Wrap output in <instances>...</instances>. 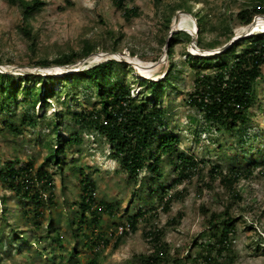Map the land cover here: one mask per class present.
Listing matches in <instances>:
<instances>
[{
  "label": "rangeland",
  "instance_id": "rangeland-1",
  "mask_svg": "<svg viewBox=\"0 0 264 264\" xmlns=\"http://www.w3.org/2000/svg\"><path fill=\"white\" fill-rule=\"evenodd\" d=\"M25 1L33 0H0V66L14 70L10 75L16 81H25L27 75L54 74L61 78L66 74L53 73L57 68L80 65L77 69L80 71L105 62L92 56L63 67L37 65L41 60L52 62L64 54H79L85 43H90L95 48L92 55H108L117 60H120L118 55L127 56L126 63L133 72L126 76V83L133 84L132 96L137 97L143 89L139 85L142 79L159 80L169 70L166 50L170 49L172 36L178 32L190 35L191 41L182 38L175 46L176 70L172 85L159 103L166 116L164 124L157 129L152 148L158 147L163 136L178 137L180 143L172 156L177 157L180 152L193 156L200 162L201 170L165 196L166 199L178 193L180 199L172 204L169 212H164L154 195L156 192H149L167 191V186L175 180L170 155L164 158L166 177L142 188L140 181H130L118 168L107 139L91 129L78 130L83 143L65 150L60 157L63 169L46 164L51 147L56 151L59 146L52 126L55 115L64 112L58 133L66 139L74 131L69 118L96 107L97 102L94 90L86 83L78 88L75 96H67L70 88L67 82L71 85L73 81L56 79L55 96L47 101L50 108L47 111L45 104L36 107L39 119L34 127L22 126V105L12 107L9 113L0 112V168L18 159L22 167L33 162L35 173L47 170L53 178L51 186L37 183L45 200L42 229H36L32 220H20V199L0 187V242L5 244L4 249L0 245V264H88L94 258L98 264H141L140 257L152 252L145 237L152 230L164 234L163 242L167 246L163 255L167 264H208L200 257L201 253L206 256L207 246L214 247L213 256H218L210 264H264V78L256 83V104L251 120L236 134L216 131L215 127L208 130L202 115L187 103V93L192 92L195 81L188 55H195L192 45H196L200 36L199 19L206 21L203 45L217 46L202 50H220L241 37L243 29L249 25H244L238 14L258 0H161L159 4L155 0H124L127 9L137 11L130 20L125 19L124 10L118 9L112 0H39L42 5L25 20L22 9ZM261 16H255L254 20ZM176 23L183 25L175 28ZM26 26L35 45L23 31ZM134 62L151 67L146 70L147 77L138 71ZM24 83L31 86L27 80ZM6 122L21 127L23 134L13 135L5 127ZM255 163L258 167L253 176L242 178L233 189L210 176L217 165L228 173L233 168L245 170ZM84 177L96 183L100 201L110 202L117 209L114 218L102 215L96 235H90L98 241L97 235L102 233L107 244H100L99 248L86 247L89 241L77 227ZM139 192L144 194L142 197L147 203L140 202ZM3 197L10 198L8 204L2 202ZM150 204L159 216H150L148 221L141 219L137 233L114 246L121 236L123 227L120 226L137 211L148 209ZM224 212L235 219L236 232L230 237L229 248L219 256L215 252L221 249V244L208 221L213 213ZM23 236H28V241L25 242ZM57 237L61 238V244L54 241Z\"/></svg>",
  "mask_w": 264,
  "mask_h": 264
},
{
  "label": "trees",
  "instance_id": "trees-1",
  "mask_svg": "<svg viewBox=\"0 0 264 264\" xmlns=\"http://www.w3.org/2000/svg\"><path fill=\"white\" fill-rule=\"evenodd\" d=\"M112 1L118 9L124 10L126 20H130L132 16L137 15L136 9L129 10L125 7L124 0ZM160 2L161 0H155L156 4ZM41 5L42 3L39 0L22 2L25 20L29 19L32 12ZM257 15H264V0H258L251 8L241 11L238 18L244 25H250ZM205 23L206 21L203 18L199 19L200 36L196 41V45L201 49H216V45H203ZM23 31L35 45V39L31 35L30 28L26 26ZM182 38L191 41V36L185 32H178L172 36L168 51L169 70L159 80L142 79L139 85L143 89L137 97L132 96L133 84L126 83V76L133 72L129 64L108 60L92 64L85 69L66 74L61 78L27 75L25 81L31 82V86H26L22 78V80L16 81L12 75L0 73V112L9 113L12 107L22 105L24 107L21 117L22 126L34 127L39 119L36 107L39 104H45L47 111L50 108L47 101L55 96L53 83L56 79L73 81L71 85L67 82L68 87H70L67 96H75L78 88L86 83V86L95 92L96 107L74 113L69 118L74 131L66 139L58 133L63 125L61 117L64 112L61 111L55 115L52 126L55 134L54 138L57 139L59 146L56 151L51 147L46 164H53L59 169H63L60 157L65 154V150L83 143L78 130L91 129L98 131L107 139L111 156L116 160L118 168L126 173L130 181H140L142 188L162 181L166 177V169L163 165L164 158L170 155V163L173 164L172 171L176 176L175 180L167 186V191L164 189L162 192H157V190L149 192V194L156 192L154 195L162 205V211L169 212L172 204L180 197L178 193H174L166 199L165 196L169 195L170 191L178 185L189 181L201 170L200 162L193 156L184 152L178 153L177 157L172 156L174 152H177L175 147L180 143L178 137L163 136L159 139L158 147L152 148L155 143L157 129L164 124L166 113L159 108V103L169 86L172 85L176 70L173 58L174 49L182 41ZM244 42L247 44L243 45ZM241 46H243L242 49L238 51ZM94 51L95 48L90 43H85L79 54H64L52 62L41 60L37 65L42 67L52 65L69 66L92 55ZM228 57L230 62H228ZM219 60L222 62H218ZM188 61L195 73L193 90L187 93L188 105L202 115L208 130L215 127L216 131L224 130L230 134L241 132L251 120L252 110L256 104V83L264 78V33L244 38L226 51L211 57L188 55ZM1 64L2 61L0 60ZM57 118H60V122H57ZM5 127L10 129L13 135L23 134L21 127L16 126L13 122H6ZM5 164V168H0V187L20 199L22 205L20 220H32L36 229H42L45 200L41 189L37 187V183L44 182L46 185L51 186L53 183L51 174L47 170H39L35 173L33 162H29L23 167L18 159L8 161ZM257 167L258 164L255 163L245 170L233 168L227 173L220 165H217L210 171V176L213 179H219L226 187L233 189L242 178L253 176V172ZM145 172L147 176H143ZM81 184L83 188L80 194L81 200L78 203L80 209L77 213L78 231L88 239L89 242L86 247L89 245H91V248L98 247L100 244L105 246L107 242L101 232L97 235L100 238L98 241L90 238V235H96L97 229L101 226L102 215L114 218L117 209L110 202L99 200L95 182L84 177ZM139 194L140 202H146L142 197L144 194L141 192ZM9 199L3 197L2 202L8 204ZM148 206V209L137 211L135 215L129 217L128 222L120 226L123 227L121 236L114 246H119L130 234L137 233L141 219H147L146 221H148L150 216H159L152 204ZM8 211L6 209V212ZM235 222L229 212L213 213L208 221L210 230L214 231L221 244V249L215 252L217 255L222 256L223 252L229 248L230 237L236 232ZM53 231L57 230L54 229ZM88 231L90 234L87 233ZM163 236L164 234L160 230H152L145 234L152 252L148 256L143 255L140 257L141 264H167L164 263V252H166L167 245L163 242ZM28 238V236L22 237L25 242L28 241ZM54 241L58 244L62 243L59 237L55 238ZM0 245L1 249L5 248L2 241ZM200 246L202 248L206 247L204 244H200ZM207 249L206 256L201 253L200 257L208 264L214 263L218 259V256H213L215 248L207 246ZM88 264L98 263L94 258Z\"/></svg>",
  "mask_w": 264,
  "mask_h": 264
},
{
  "label": "water",
  "instance_id": "water-1",
  "mask_svg": "<svg viewBox=\"0 0 264 264\" xmlns=\"http://www.w3.org/2000/svg\"><path fill=\"white\" fill-rule=\"evenodd\" d=\"M261 17H264V15L261 16ZM256 20H257V18H255V20H254L249 26H247L246 28L243 29V33H242L241 37L239 36V38L234 39L231 43H229V44H228L226 47H224L223 49H220V50H211V51H213L214 55H217V54H220V53L226 51L228 48H230L231 46H233V44H235L240 38H247V37H249V36L254 35V33H255L254 29H255ZM172 33H175V31L172 32ZM250 34H252V35H250ZM192 48H193L194 50H196V51L201 52V54H204V53L206 52L205 50L199 49V48H198L196 45H194V44L192 45ZM166 51H167V52L169 51V47L167 48ZM214 55H213V56H214ZM92 56L97 57V56H102V55H99V54H96V55H90V56H88V57H86V58L88 59V58H90V57H92ZM103 56H108V55H103ZM198 56H199V54H198ZM200 56H201V55H200ZM203 56H204V57H211V56H205V55H203ZM86 58H85V59H86ZM165 58H166V57H165ZM108 60H116V61L125 62V63L127 62V60H126V58H124V56L120 57V60H117L116 58H110V57H109V59L106 58L105 61H108ZM161 62H162V60H161ZM83 63H84V62H83ZM83 63H82V65H83ZM79 66H80V65L72 66L73 68H69L68 71L61 73V75H64V74H71V73L77 72V71H78L77 69H79ZM11 72H15V71H14V70H11V71H10L9 68H5V67L0 66V73L10 74ZM45 75H46V76H54V75H52V74H45ZM146 79H148V78H146ZM150 80H151V79H150Z\"/></svg>",
  "mask_w": 264,
  "mask_h": 264
},
{
  "label": "bare ground",
  "instance_id": "bare-ground-1",
  "mask_svg": "<svg viewBox=\"0 0 264 264\" xmlns=\"http://www.w3.org/2000/svg\"><path fill=\"white\" fill-rule=\"evenodd\" d=\"M182 25L183 24L176 23L175 28H178L179 26H182ZM186 28L189 31L194 32V30L192 29V27L190 25H186ZM254 31H255L254 34H257V32L264 33V17H258L257 18ZM250 35H252V34H250ZM192 51L197 56H198V54H199V56L200 55L201 56H203V55L213 56L214 55L213 51H206L204 54H201V52L196 51L194 49H192ZM122 56H124V58H127L126 55H118L119 58ZM106 58H109V57L102 55V56H97L95 59L98 61L100 60V62H101L102 60H106ZM134 64H135V67L138 69V71L141 72V74H143L144 76H146V74H148L147 73L148 71H146L147 68H151V67H149V65L143 64V63L134 62ZM66 71H68V68H57L55 71H53V73H55L56 75H61V73L66 72ZM52 75H54V74H52ZM154 78H157V76H154ZM154 80H158V79H154Z\"/></svg>",
  "mask_w": 264,
  "mask_h": 264
}]
</instances>
